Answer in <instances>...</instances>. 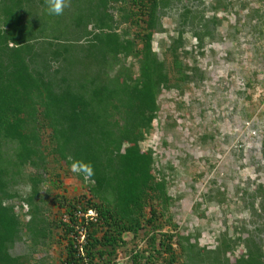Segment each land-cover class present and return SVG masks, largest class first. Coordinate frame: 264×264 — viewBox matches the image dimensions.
Wrapping results in <instances>:
<instances>
[{"label": "trees", "instance_id": "16d2710c", "mask_svg": "<svg viewBox=\"0 0 264 264\" xmlns=\"http://www.w3.org/2000/svg\"><path fill=\"white\" fill-rule=\"evenodd\" d=\"M171 1L71 0L63 15L53 16L46 0H0V264H30L29 256L12 255L11 246L22 234L45 241L54 227L65 239L60 261L83 264L74 259L70 224L60 217L65 209L73 223L77 205L98 214L85 245L97 264H117L118 249L129 241L124 234L135 238L143 230L149 248L129 252V264H141V257L149 264L160 257L158 264H264L262 245L250 234L232 239L225 232L204 252L191 235L161 230L171 197L153 151L139 142L152 128L160 92L193 81L179 49L183 34L189 32L199 49L222 20L215 14L219 0L211 2L210 17L184 5L177 35L159 57L152 37L159 12ZM73 160L91 162L90 181L71 172ZM50 168L86 189L73 201L61 199L58 221H48L39 206ZM19 182L26 192L15 188ZM13 198L26 206L21 215ZM238 244L245 252L230 260Z\"/></svg>", "mask_w": 264, "mask_h": 264}, {"label": "rangeland", "instance_id": "374dc122", "mask_svg": "<svg viewBox=\"0 0 264 264\" xmlns=\"http://www.w3.org/2000/svg\"><path fill=\"white\" fill-rule=\"evenodd\" d=\"M213 1L172 0L161 10L152 37L157 55L162 57L170 37H176L184 5L210 17ZM218 3L222 9L215 14L222 20L211 30L214 38L204 39L197 49L195 38L189 32L183 34L179 49L186 55L183 61L192 67L188 71L193 81L160 92L157 116L139 143L142 150L153 151L155 169L163 172L171 197L160 217L161 230L191 235L204 252L215 249L217 238L225 232L232 239L250 234L264 252V0ZM129 62L136 71V62ZM55 172L60 173L58 179ZM46 174L50 179L41 184L44 199L39 206L48 221H58L61 199L65 203L79 198L86 192L85 185L59 168H50ZM15 186L20 192L28 189L23 182ZM22 202L10 201L20 215L26 211ZM27 218L22 216L24 221ZM61 232L54 227L55 234L38 242L22 234L9 252L29 256L30 264H58L65 250ZM143 232L135 238L124 234L129 241L118 249L117 264H129V252L149 248V235ZM244 252L245 247L238 244L230 260ZM161 261L160 257L150 264ZM140 263L147 262L141 257Z\"/></svg>", "mask_w": 264, "mask_h": 264}, {"label": "built area", "instance_id": "2783aa9c", "mask_svg": "<svg viewBox=\"0 0 264 264\" xmlns=\"http://www.w3.org/2000/svg\"><path fill=\"white\" fill-rule=\"evenodd\" d=\"M72 212V217L74 219L73 223L70 221L71 215L65 209L62 210L60 217L63 222L69 223L71 227L69 237L72 238L74 259L79 258L83 264H97L91 262L86 256L85 245L88 240V225L97 221L98 214L95 209L91 207H82L80 205H77ZM58 264H68V262L64 259V261H60ZM71 264H74V262L71 261Z\"/></svg>", "mask_w": 264, "mask_h": 264}, {"label": "clouds", "instance_id": "9594fccd", "mask_svg": "<svg viewBox=\"0 0 264 264\" xmlns=\"http://www.w3.org/2000/svg\"><path fill=\"white\" fill-rule=\"evenodd\" d=\"M69 0H46L47 12L49 15L61 16L68 6ZM71 172L82 175L85 181H90L94 175V168L91 162L84 160H73L70 166Z\"/></svg>", "mask_w": 264, "mask_h": 264}]
</instances>
